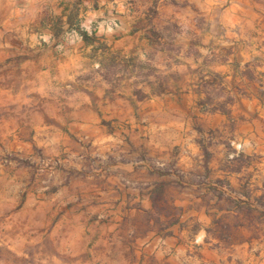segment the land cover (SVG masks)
Instances as JSON below:
<instances>
[{"label": "crops", "instance_id": "1", "mask_svg": "<svg viewBox=\"0 0 264 264\" xmlns=\"http://www.w3.org/2000/svg\"><path fill=\"white\" fill-rule=\"evenodd\" d=\"M0 73L23 75L67 124L64 137L94 138L102 152L124 144L112 149L107 169L124 171L125 183L111 174L116 185L98 193L141 202L138 211H151L156 183L196 185L186 178L203 163L211 182L236 184L242 173L223 163V146L209 149L204 161L197 142L202 127L233 134L238 152L259 156L255 167L264 174L263 0H0ZM219 89L230 102L215 96ZM105 122L115 129L109 132ZM171 167L182 175L164 171ZM222 193L212 215H239ZM210 215L201 209L190 215L199 246ZM182 224L181 217L165 238L175 251L185 249L177 245ZM101 243L96 260L119 264L115 248Z\"/></svg>", "mask_w": 264, "mask_h": 264}, {"label": "rangeland", "instance_id": "2", "mask_svg": "<svg viewBox=\"0 0 264 264\" xmlns=\"http://www.w3.org/2000/svg\"><path fill=\"white\" fill-rule=\"evenodd\" d=\"M22 76L0 73V264H102L96 260L104 246L99 239L115 248L119 264L264 263V174L255 167L259 156L238 152L233 134L197 129L204 161L211 158L209 149L221 145L227 153L223 163L242 173L232 191L227 183L211 182L203 163L186 178L196 185L156 183L151 211H138L144 210L141 202L122 203L113 194L98 193L116 185L111 174L125 183L124 171L107 169L114 160L112 149L124 144H108L102 152L94 138L64 137L67 124L56 120L55 107L43 104ZM215 96L231 101L221 89ZM104 124L109 132L115 129L113 123ZM140 147H145L142 142ZM151 165L164 166L160 161ZM164 171L182 175L174 167ZM222 191L233 198L226 204L240 212L237 218L212 215ZM129 209L137 211L126 215ZM199 209L212 215L201 246L197 221L190 216ZM181 217L184 229L177 245L185 249L175 251L165 238ZM240 224L244 229H238Z\"/></svg>", "mask_w": 264, "mask_h": 264}]
</instances>
